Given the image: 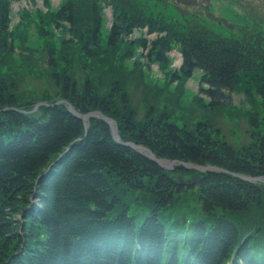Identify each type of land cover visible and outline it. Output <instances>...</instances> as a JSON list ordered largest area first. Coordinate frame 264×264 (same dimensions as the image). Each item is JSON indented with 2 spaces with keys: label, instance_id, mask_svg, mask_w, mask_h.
<instances>
[{
  "label": "trees",
  "instance_id": "obj_1",
  "mask_svg": "<svg viewBox=\"0 0 264 264\" xmlns=\"http://www.w3.org/2000/svg\"><path fill=\"white\" fill-rule=\"evenodd\" d=\"M12 1L0 0V264H264V182L209 170L197 186L183 185L178 176L194 170L162 169L116 142L100 118L85 128L63 104L22 111L64 98L79 112L113 117L122 140L158 157L264 174V14L233 15L223 36L200 12H155L156 0H62L57 8L43 0L46 11L23 8L11 27ZM233 3L223 9L234 13ZM29 25L46 38L38 53L25 46ZM175 46L179 69L170 66ZM149 63L165 83L146 81ZM197 69L206 100L190 106L217 110L224 122L165 92ZM233 92L249 106L234 104ZM177 107L182 115H173ZM237 125L244 131L234 140Z\"/></svg>",
  "mask_w": 264,
  "mask_h": 264
},
{
  "label": "rangeland",
  "instance_id": "obj_2",
  "mask_svg": "<svg viewBox=\"0 0 264 264\" xmlns=\"http://www.w3.org/2000/svg\"><path fill=\"white\" fill-rule=\"evenodd\" d=\"M197 1L205 3V4L210 2L209 0H197ZM51 2H52L53 7H57L59 5V3L61 2V0H51ZM159 2H160V4L158 5L155 12L162 11L166 15L172 16L174 19H181L182 15H183L182 9L177 4L171 2L170 0H168L166 2V5H165L164 1H162V0H160ZM218 3L219 2H216L214 4V7H212L211 12L217 18H222V17L227 18V16L225 14H222V13H220V11H218V8H217ZM238 3L241 4V6H244L245 10H257V9H259L261 12L264 13V0H239ZM190 7L192 10H194L196 12L200 11L202 13H205V7H203V5L201 7L197 4H191ZM239 7L236 5L237 9H239ZM23 8L25 10H28L31 14H35L38 9H42L44 11L47 10L46 6L43 4V0H31V1H24L23 0V1H19V2H14L13 6H12V12H11V22H10L11 27L16 25V23L20 20V13H21V10ZM217 13L220 14L221 16L217 15ZM109 16L111 17V13H110V11H108V9H106L105 10V23L106 24H108V21H110ZM199 16H200V18L202 17L201 14ZM210 21H214V19L210 18ZM209 25L212 29H214L216 32L220 33L223 36H228L230 34L226 28H224L218 24H215L213 26H212V24H209ZM138 34H139V32L135 31L134 35H138ZM25 36L27 37V40L25 42V46H32L34 48H37L36 49L37 53L39 52L38 50H42V45L45 42L46 38L39 36L36 28L33 25H29L26 27ZM48 38H50V37H48ZM15 43H19V40H16ZM170 57H171L170 66L172 68H178L179 65L181 64V59H180L181 54L177 48H174L171 51ZM141 61H143L144 63L147 62L146 56H143ZM44 62H45V59L38 61V67H41L40 68L41 72H40L39 76L42 78V80H46L45 72H44V69H46V64ZM145 73L147 75L146 81L148 80V82H151L152 84L157 82L161 85L163 83H165L166 78L164 77L163 73L159 69L157 63H149V65L145 68ZM200 76H201V71L195 70L193 75L191 77L187 78V80L182 82V83H180L179 79H174L173 81L168 83V87H167L165 92L167 94L169 92H171L170 93L171 95H174L175 97L178 98L179 103L186 104V106H188V107L190 106L192 101L195 102V97H197V96H199L201 99L206 100V98H205L206 96L204 94H201L199 91ZM26 79H27V83L25 84V87L27 89L32 88L34 85L32 83L33 78L31 79L28 77ZM35 85H37V84H35ZM140 100L136 99V101H137L136 104H138V102H140ZM232 100H233L234 104L241 106L243 108L249 106V103L246 101L243 93L233 92L232 93ZM145 102L149 103L150 106L153 105V101L152 102L151 101H149V102L145 101ZM132 107L135 109H138L137 106H132ZM190 107L192 108V110L196 111V113L199 117H200L199 113H201V114L203 113L205 115H208V117L211 118L212 122H214V123H216L217 121H223L224 122V120H223L224 115L222 113L218 112L217 110H209L208 111V110L202 109L201 106H196V105L190 106ZM134 111L136 112V110H134ZM169 111H171V108L169 109ZM175 111L179 112L181 115L183 114V110L180 107H177V109L174 108V111H173L174 114L173 115L176 114ZM145 112L146 111H144L143 109L137 111V113H136L138 115L137 116L138 117L137 122H140V119H141V121L143 120L142 116H144ZM185 112H184V115H187L189 113V111L186 109H185ZM131 114H133V111ZM155 115L156 114H154V116ZM225 119H227L226 116H225ZM227 122H229L228 119H227ZM229 124H231V123L229 122ZM235 128H236V133L234 134V140L237 138V136L240 134V132L243 133V131H244V129L242 127H240L239 125L235 126ZM226 133L229 134L231 132L226 131Z\"/></svg>",
  "mask_w": 264,
  "mask_h": 264
},
{
  "label": "water",
  "instance_id": "obj_3",
  "mask_svg": "<svg viewBox=\"0 0 264 264\" xmlns=\"http://www.w3.org/2000/svg\"><path fill=\"white\" fill-rule=\"evenodd\" d=\"M67 108H68V110H70L72 113H74L78 117L82 118L83 120L88 119L90 116H96V117L104 119L105 121H107L110 124L112 132H113V136L115 137V139L117 141H119L117 124H116V121L113 118L106 116L105 114H103L101 111H98V110L81 114V113L76 112L70 104L67 105ZM128 144L130 146L138 149L141 153L146 155L148 158L160 163L159 160L154 156L153 152L149 148H147V147H145L143 145H137V144H135L133 142H130ZM174 162L175 161L172 160V161H170V164H173ZM183 165L185 167H187V168H195V169L200 170V171H207V170H210V169H213V168L221 169V168H218V167L212 166V165L200 166V165H196V164H192V163H185V162H183ZM235 175H238L241 178H244V179H247V180H261V181H264V175H261V176H246V175H239V174H235ZM199 178H200V176H197V179H199ZM180 182H183L182 178H180Z\"/></svg>",
  "mask_w": 264,
  "mask_h": 264
}]
</instances>
